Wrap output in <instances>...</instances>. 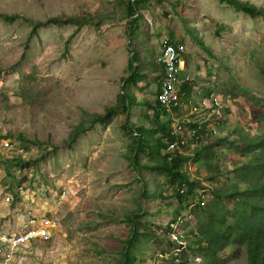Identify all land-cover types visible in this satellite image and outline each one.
I'll return each mask as SVG.
<instances>
[{"label": "rangeland", "instance_id": "rangeland-1", "mask_svg": "<svg viewBox=\"0 0 264 264\" xmlns=\"http://www.w3.org/2000/svg\"><path fill=\"white\" fill-rule=\"evenodd\" d=\"M135 1L0 0V139L12 145L0 151V225L29 203L20 187L57 220L46 241L12 264H122L125 254L128 264H207L194 248L202 209L190 208L191 197L211 199L208 184L229 189L231 157H240L229 154L232 143L260 132L247 100L264 104V0H240L262 10L254 14L226 0ZM162 37L183 42L186 71L190 64L202 70L206 78L197 80L233 106L217 117L210 150L181 165L195 182L182 199L146 112ZM138 125L147 129L142 149L133 136ZM218 256L221 264H245L247 255L228 244Z\"/></svg>", "mask_w": 264, "mask_h": 264}, {"label": "trees", "instance_id": "trees-1", "mask_svg": "<svg viewBox=\"0 0 264 264\" xmlns=\"http://www.w3.org/2000/svg\"><path fill=\"white\" fill-rule=\"evenodd\" d=\"M226 1L248 13L254 14L262 11L247 1ZM136 2L138 1L131 2V6L135 7ZM175 47L178 49L177 46ZM260 71L264 75V67L261 66ZM247 101L250 103L247 112L250 115L249 120L251 123L254 122L258 125L260 132L257 136L244 134L232 143L229 154L231 151L232 155L237 154L240 157H236L235 162L231 157V177L227 176L224 180L225 187H229V189L222 191L213 189L212 199L199 208L202 209L199 213L201 221L198 223L199 232L196 236L197 244L194 248L204 254L205 258L207 257V264H221L218 253L228 244L244 246L247 255L245 264H264V104L255 95L248 96ZM157 116L158 113L156 112L154 117ZM186 124H183L184 129L182 132L186 138V143L180 144L181 147L187 145L189 143L188 138H193L198 130L188 123L190 125L189 131L194 128L195 132L187 133L185 131ZM157 128L162 135L160 136L161 145L165 146L163 142L168 140V128L160 122ZM209 145L210 142L204 145L202 151L197 150V154L210 150ZM198 156L196 155L194 159H197ZM164 157L171 181L173 183L186 182L191 188L195 182L193 183V180L189 181L185 176V172L181 171V165L186 158L179 154L170 157L167 154ZM242 157L243 159H241ZM204 158V162H207L208 158ZM211 159H213V156H211ZM130 160L137 166L135 151L132 154V159L130 156ZM217 173H221V171L218 170ZM190 194L191 189L187 190L186 196L180 197L182 199ZM202 213L207 216L205 222L202 221L204 216H202ZM201 239L204 240L202 245ZM130 261L131 259L127 258L125 254L122 264H128Z\"/></svg>", "mask_w": 264, "mask_h": 264}, {"label": "clouds", "instance_id": "clouds-1", "mask_svg": "<svg viewBox=\"0 0 264 264\" xmlns=\"http://www.w3.org/2000/svg\"><path fill=\"white\" fill-rule=\"evenodd\" d=\"M135 0H132V2ZM169 38V37H168ZM167 37H162L159 43V49L157 52L153 53L155 61L157 63L158 74H160V78L157 82V90L155 91L154 103L150 104V108L146 111L150 118H153L154 127L160 132L157 128L159 122L162 125H166L168 140H164L165 146L161 145L160 152L163 156L169 155L174 156L175 154L183 155L188 161L191 158V161L194 160L197 154V150H202L204 145H207L212 137H218L219 131L217 127L220 122L217 121V117L221 115L224 110V107L227 109L232 105V101L229 95H225V93L216 89L212 85H204L199 82L196 77L201 76L206 78L205 73L202 70H196L195 65L190 64V70L186 71V65L189 59L187 55V49L183 42L169 40ZM164 39H167L168 42L175 44V46L181 44L183 46V50L180 52V61L181 68L178 75V79L180 80L174 88L172 89V93L175 91L177 95V100L174 102L172 98L166 100V103H162L159 100V94L162 92V84L164 81V63L161 61V48L162 42ZM190 62V60H189ZM199 65V63H198ZM202 86H206V88L201 89ZM229 94V93H227ZM128 106V104L126 103ZM156 105V106H155ZM233 108V106H231ZM129 108V106L127 107ZM157 110V111H155ZM152 112V114H150ZM158 113L157 117H154L155 113ZM189 120L192 126H195L198 130L195 136L191 139L188 138L187 145L178 146L174 148H168L169 144L174 141L175 137L171 135L172 124L176 120L185 121ZM145 126L138 125L136 128H133V136L138 137L139 144H141L140 149L144 147L143 141H141L142 133L146 131ZM160 136L161 133H160ZM222 138V137H220ZM10 146L9 139H0V151H7ZM138 151V146L134 150ZM163 152V153H162ZM214 183V182H213ZM176 194L179 196V199L184 195L186 196V192L188 187H186V182L176 183ZM200 185L203 187H207L203 185L202 181H200ZM207 190L210 191L211 195L215 186H211L208 184ZM26 187H20L18 189V196H20L21 200L24 202V205H20L18 209H16L11 218L7 221V225L2 227L0 225V236L12 237L18 236L23 233V224L26 221L32 219L33 224L31 223V228L37 230L38 235H34L29 237L27 240L21 241L18 245L13 249H7L0 252V264H12L17 262L20 259V254L28 252L32 253V248L37 243H43L46 241L53 233L54 228L57 226V220L54 216L53 209L51 208H41L35 205L32 202V199L29 198ZM181 196V197H180ZM55 195H51V197L46 198L49 202L54 201L53 204L56 203ZM191 200V206H195V208H201L205 204L208 203L212 199H209L207 202L205 200V194H198L196 197ZM187 207V205H186ZM185 207V209H186ZM53 213V215L51 214ZM179 213V212H178ZM178 218H181L178 216ZM11 219H15V224H11ZM173 222L177 220V216L172 219ZM17 221V222H16ZM167 228L170 233L171 227L167 225ZM43 229V232L40 230ZM180 233H176V237L173 240H176L177 244L182 245V240L180 237ZM172 240V242H173ZM178 256V255H176ZM180 257V256H179ZM178 258V257H177ZM181 259V257H180Z\"/></svg>", "mask_w": 264, "mask_h": 264}, {"label": "bare ground", "instance_id": "bare-ground-1", "mask_svg": "<svg viewBox=\"0 0 264 264\" xmlns=\"http://www.w3.org/2000/svg\"><path fill=\"white\" fill-rule=\"evenodd\" d=\"M162 46H168V52L170 54L171 64H178L179 62L178 69H177V75L175 77V85H176L177 83L180 82V80L178 79V75H179V66H181L180 52L183 50V46L181 44L177 45L178 49H176L175 44L173 43H167V44L164 43ZM180 47H182V49H180ZM160 59L164 63V70H165L166 69L165 55H161ZM167 83H168V75L165 74V71H164V81H163L162 86H166ZM169 98H172V100L176 102L177 95L175 91L173 93L171 91V95H166L165 99L162 100V103H166V100H168ZM176 121H177L176 125H172V129H171V135L175 137L173 141V143L175 144H169L168 148H174L175 146H179L180 144L186 143V138L184 137L182 133L184 129V125H183L184 123H187L185 125V129H186L185 131H187V133L195 132L194 128L189 131L190 125L188 124L189 122L188 119H186L185 121H178V120ZM31 223L33 224L32 219L24 222L23 227H22L23 233L18 236H12V237L0 236V249L3 248L2 251L7 250V249H13L18 245L19 242L27 240L31 236L38 235V234H31V235L25 236L26 233L32 230V228L30 227Z\"/></svg>", "mask_w": 264, "mask_h": 264}, {"label": "built area", "instance_id": "built-area-1", "mask_svg": "<svg viewBox=\"0 0 264 264\" xmlns=\"http://www.w3.org/2000/svg\"><path fill=\"white\" fill-rule=\"evenodd\" d=\"M161 55H165V61H166L165 74L168 75V83L166 86H162V92L159 94V100L162 102V100L165 99L166 95H171V91L174 88L175 77L177 75V69H178L179 62L178 64H171L170 54L168 52V46H162ZM170 144H175V143L171 142ZM40 230L43 232V229H40ZM31 234H38V232L37 230L32 229L30 232L26 233L25 236L31 235ZM2 250L3 248L0 249V252Z\"/></svg>", "mask_w": 264, "mask_h": 264}]
</instances>
